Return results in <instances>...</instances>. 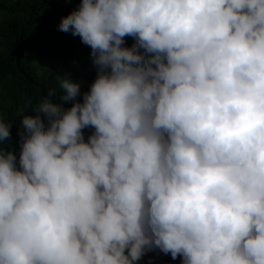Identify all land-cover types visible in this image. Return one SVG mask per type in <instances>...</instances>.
<instances>
[{
  "label": "clouds",
  "instance_id": "1",
  "mask_svg": "<svg viewBox=\"0 0 264 264\" xmlns=\"http://www.w3.org/2000/svg\"><path fill=\"white\" fill-rule=\"evenodd\" d=\"M58 28L97 75L22 117L19 168L0 147V264H264V0H81Z\"/></svg>",
  "mask_w": 264,
  "mask_h": 264
},
{
  "label": "trees",
  "instance_id": "2",
  "mask_svg": "<svg viewBox=\"0 0 264 264\" xmlns=\"http://www.w3.org/2000/svg\"><path fill=\"white\" fill-rule=\"evenodd\" d=\"M81 0H0V120L10 124V140L0 141V147L11 151L19 168V153L23 135L21 119L35 115V108L47 97L49 89H56L50 99L67 109L71 100H61L60 81L67 78L79 86L82 94L95 80L97 69L90 57L91 48L79 36L62 32L61 17L77 8ZM135 43L132 36L124 38V45ZM37 56V58L34 57ZM61 63L59 73L52 65ZM42 119L43 115L41 114ZM47 126V120H45ZM94 128L82 129L85 141ZM159 249L147 252L138 264H181Z\"/></svg>",
  "mask_w": 264,
  "mask_h": 264
},
{
  "label": "rangeland",
  "instance_id": "3",
  "mask_svg": "<svg viewBox=\"0 0 264 264\" xmlns=\"http://www.w3.org/2000/svg\"><path fill=\"white\" fill-rule=\"evenodd\" d=\"M7 1L10 2V3H13L14 2V0H7ZM0 42H4L3 39H0ZM34 57L37 58L36 55H34ZM52 66H53L54 69H56L57 72H59V73L63 72V69L61 68L60 61L54 63V65H52Z\"/></svg>",
  "mask_w": 264,
  "mask_h": 264
}]
</instances>
